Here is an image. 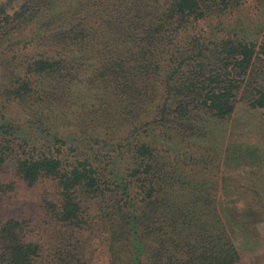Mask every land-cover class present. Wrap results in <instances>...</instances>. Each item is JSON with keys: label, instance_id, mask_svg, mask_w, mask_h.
<instances>
[{"label": "trees", "instance_id": "16d2710c", "mask_svg": "<svg viewBox=\"0 0 264 264\" xmlns=\"http://www.w3.org/2000/svg\"><path fill=\"white\" fill-rule=\"evenodd\" d=\"M244 2L0 0V264L239 263L179 150L264 109V40L214 24Z\"/></svg>", "mask_w": 264, "mask_h": 264}, {"label": "rangeland", "instance_id": "374dc122", "mask_svg": "<svg viewBox=\"0 0 264 264\" xmlns=\"http://www.w3.org/2000/svg\"><path fill=\"white\" fill-rule=\"evenodd\" d=\"M211 22L204 23V29L212 30ZM214 22L221 26L219 34L235 30L247 39L264 40V6L256 0H245L239 9L225 16L222 24ZM206 127L207 137L180 146L179 152L186 150L190 158H197L194 165L190 161L185 165V171L201 180L218 181L220 208L240 254L238 264H264V109L250 108L240 101L230 119L212 121ZM239 144L253 154L240 155L236 150ZM174 153L170 152L172 158ZM25 198L10 200L2 210L24 211ZM94 247V264H109L111 255L105 242L96 240Z\"/></svg>", "mask_w": 264, "mask_h": 264}]
</instances>
